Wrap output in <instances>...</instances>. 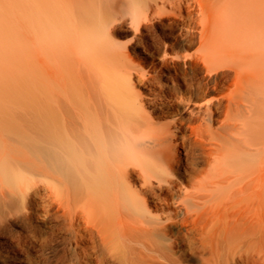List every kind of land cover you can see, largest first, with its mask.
Here are the masks:
<instances>
[{
    "label": "bare ground",
    "instance_id": "1",
    "mask_svg": "<svg viewBox=\"0 0 264 264\" xmlns=\"http://www.w3.org/2000/svg\"><path fill=\"white\" fill-rule=\"evenodd\" d=\"M25 4V50L0 40V239L53 218L86 261L264 264V0ZM197 46L233 74L220 134L206 93L132 88L131 56L168 70Z\"/></svg>",
    "mask_w": 264,
    "mask_h": 264
},
{
    "label": "rangeland",
    "instance_id": "2",
    "mask_svg": "<svg viewBox=\"0 0 264 264\" xmlns=\"http://www.w3.org/2000/svg\"><path fill=\"white\" fill-rule=\"evenodd\" d=\"M25 5V0H0V40H2L1 42L4 41L5 45L4 47L0 46L2 49L12 46V48H18L17 50L19 51L25 50L26 28H23L26 27L27 23L24 14L26 12ZM149 32L151 33L145 32L146 35L144 34L143 38H141L142 40H137V43L154 49L158 42L157 33L151 30V26H149ZM128 41L126 38L118 37V42L121 44H126ZM1 42L0 44L3 45ZM22 43L24 46H22ZM189 51L188 53L198 51L200 54L197 52L191 53V58L193 59L191 60L190 58L187 65L175 63L169 66L168 70L157 71H154L148 62L137 60V58L131 56L133 62H135L134 64L139 66L134 71L136 75L133 73L131 78L132 88L137 95L141 96L142 103L146 102L145 96L151 91L157 92L160 96H168L172 91H176L178 94L181 93V95H187L188 92L206 93L204 101L208 103L212 113L211 121L209 122L210 126L220 134V125L224 123L228 107L231 103V97L235 94V91H233V74L227 72L226 74L224 73V76H219V71L217 73L211 72L203 61L204 52L198 46ZM148 111L150 113L149 109ZM177 153L180 164L184 163L186 156H194L197 158L200 168L207 169L208 167L207 162L210 158H205L206 156L203 155L201 148L197 147L193 149L191 142L185 138L178 139ZM43 222L35 223V228L28 232L20 228L5 230L2 233L3 237L1 236L0 239V245L3 246H0L2 253L5 251L10 252L9 254L15 260L13 262L15 264H98L99 260L100 264H116L109 259L103 261V259L98 257H95L96 260L93 259V261L80 259L75 254L69 242V237L61 230L60 225L53 218H48ZM0 264L3 263L0 262Z\"/></svg>",
    "mask_w": 264,
    "mask_h": 264
}]
</instances>
